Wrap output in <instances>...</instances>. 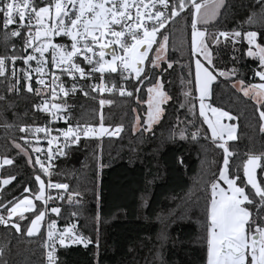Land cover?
Wrapping results in <instances>:
<instances>
[{"label": "trees", "instance_id": "1", "mask_svg": "<svg viewBox=\"0 0 264 264\" xmlns=\"http://www.w3.org/2000/svg\"><path fill=\"white\" fill-rule=\"evenodd\" d=\"M167 27L166 56L174 67L168 69L164 63L156 75L167 69L162 82L171 100L162 105L163 115L152 131H133L137 113L132 109H137L141 116L146 113L143 101L147 84L140 94V102L135 95L128 98L111 94L104 97L111 103L101 107L99 96L89 91L88 95L77 93L69 100L72 105L69 114L74 124H98L102 115L104 126L116 128L119 125L122 131L115 138L99 142L81 140L53 162L48 177L68 184V191L79 194L80 205L76 207L74 200L70 206L65 195L63 200L54 203L61 208L58 218L76 220L83 235L91 240L87 247H59L56 264H207L206 207L210 184L218 177L223 162V150L212 143L211 134L206 132L207 125L199 116L197 94L193 92L187 99L183 95L188 80L194 83L195 78L194 61L190 60V13L185 11ZM203 29L208 34L206 43L214 33L235 30L256 31V43L264 45V4L260 0H224L217 18ZM239 41L235 51L231 40L225 43L223 37L218 47L212 46L216 65L235 68L238 74L231 79L220 77L214 81L206 101L237 117L232 120L237 125V139L228 144L234 153L230 158L231 171L239 175L243 187V162L249 153H264V133L259 129L255 101L232 87L241 79L246 84L259 82V78H254L259 61L246 56L249 45L242 37ZM14 43L15 38L5 40L0 25V55L12 54L9 47ZM20 53L18 49L15 54ZM16 67L24 65L18 61ZM10 69L11 64L9 75ZM115 80L119 84V75H115ZM0 97H4L0 99V158L6 154L13 160L11 165H1L0 179L16 177L10 185L0 189V201H11L13 197L22 196L24 187L38 188L34 176L39 172V166L34 170L29 157L12 147V140L22 143L19 136L26 135L32 141L31 146H26L32 154L35 140L32 134L19 133V127H35L44 117L32 107L37 103L34 94L23 89L19 94H9L2 78ZM193 105L194 112H190ZM181 128L186 130L187 139H180L178 134L173 136V130L179 133ZM197 129L199 137L194 140L191 133ZM35 157L36 153L31 155L33 163ZM181 157L183 163H179ZM41 175L44 180L46 176ZM258 179L264 181V160H261ZM34 204L44 208L41 201L34 200ZM249 210L256 219L257 208L250 206ZM73 212L77 213L75 217H71ZM30 215L25 213L28 224ZM258 215L264 217V211ZM20 224L23 233L0 225V264H45L42 229L28 236V225L24 221Z\"/></svg>", "mask_w": 264, "mask_h": 264}, {"label": "snow or ice", "instance_id": "2", "mask_svg": "<svg viewBox=\"0 0 264 264\" xmlns=\"http://www.w3.org/2000/svg\"><path fill=\"white\" fill-rule=\"evenodd\" d=\"M260 2L264 4V0ZM41 3H44V0H41ZM223 3L224 0H201V2L197 0H48L44 6L37 8L33 0H0V19L3 22L5 40L24 37L23 51L20 55L15 54L14 45L12 54L0 55V78L6 83L7 93L19 94L23 89L26 93L34 94L40 100V103L32 105L34 110L45 112L50 117L55 116L57 120H64L69 125L64 129H56L57 136L51 135L53 130L47 124L19 127L21 134L43 133L48 138L49 161L57 154L63 155L65 149L78 145L81 135L85 138L118 136L122 131V126L119 125L115 129L105 127L102 115L99 127L80 124L73 127L68 117L60 115L67 110L66 102L52 103L51 100L58 98L60 94L68 97L78 89L83 92V88L76 82L77 74L81 79L92 80L94 74L99 73V83H94L91 91L100 93L119 91L121 96L128 98L135 95L137 102H140V94L144 92V85L147 84V99L143 101L147 105V113L141 116L137 109H132L133 113H137L133 131L150 132L153 130V124L159 122L163 115L164 110L161 105L171 100L162 82V76L167 73V69L156 75L157 70L161 69L164 63H167L168 69L174 67L166 56L169 38L167 26L185 11L190 13V60L195 63V78L194 83L191 79L188 80L183 95L187 99L193 92L198 94L199 116L207 125L206 132L211 134L212 143L223 150V162L219 167L218 177L210 184V200L206 207L207 264H264V217L258 215L260 211H264V181L258 182L254 175L258 166L257 161L264 160V153L258 156L248 154L247 160L243 163V181L246 183L245 186H240L241 178L231 171L230 158L234 153L230 151L228 144L229 141L237 139L235 135L237 125L221 122L223 118L235 120L237 117L220 107L205 103L211 94L210 86L214 81L220 77L231 79L238 74L235 68L224 69L216 65L212 46L218 47L220 37H223L225 43L231 40L235 51V45L242 37L249 45L245 55L259 61L257 69L254 70V78H259V83L246 84L241 79L238 81V87L237 83H233L232 87L255 101V110L259 113V129L264 133V45L256 43L258 35L256 31L242 33L235 30L214 33L210 42L206 43L208 34L201 30L200 25L202 22L207 24L209 20L215 19ZM46 18L51 21V26L46 23ZM13 25L17 26L8 31ZM33 27L36 29L35 32L32 31ZM25 28L28 29L26 33ZM53 37H67L70 45L55 44L52 42ZM28 49L31 51L29 52ZM49 51L50 62L45 55ZM20 60L23 61V68L16 67ZM78 60L88 66L87 71L77 62ZM32 61L36 63L35 68L31 67ZM9 64H11L10 75ZM57 72L68 76L72 81L71 87L64 83ZM106 73L119 75V84L113 80L109 87V82L105 80ZM49 76L51 80L46 79ZM33 79H35V87L32 84ZM132 81L135 83L132 84ZM84 95H88V92H84ZM106 103L111 101L103 98L99 100L101 107ZM181 107L184 105L182 104ZM194 109L193 105L189 111L194 112ZM208 111L212 113L211 116L208 115ZM189 123L195 127L194 123L191 121ZM177 134L180 139L188 138L184 128H181L179 133L173 130V136ZM60 136L64 138V142L58 144L56 152H53V141H59ZM191 136L194 140L198 139L199 129L192 132ZM19 141L22 143L13 139L12 147L29 157L28 162L33 165L34 170L39 166V172L34 176L38 188L24 187L21 197H13L11 201H0V225L23 233L24 229L20 221H24L28 225L27 235L32 236L38 230V224L48 214V200L54 199L51 196L45 198L46 189L60 190L55 199L63 200L66 195L70 206L74 200L77 201L76 207L80 206L77 200L79 194L68 191L69 185L65 183H52L49 180L45 184L41 174L50 177L49 168L45 167L41 155L35 157L34 163L31 159V155L42 150L34 147L32 154H29L26 146H31L32 141L26 135H20ZM36 142L39 143V138ZM179 163H183L182 157ZM2 164L11 165L13 160L5 154L2 157ZM236 172L238 173L239 169ZM15 179V176L0 179V189L10 185ZM219 181H223L227 188L221 187ZM248 185L251 186L250 189L247 188ZM33 200L43 201L45 207L37 208ZM250 206H255L258 210L256 219H253ZM50 211L58 216L61 214L60 207H51ZM25 213L31 214L30 224ZM76 215L77 213L73 212L71 217ZM56 224L55 219L50 220L48 240L44 244L46 249L49 248V244L51 245L48 251L49 264H56L53 254L56 251L57 241L60 246L70 242L84 244L87 247L91 243L89 238L77 230V225L71 223V218L62 230H57Z\"/></svg>", "mask_w": 264, "mask_h": 264}, {"label": "built area", "instance_id": "3", "mask_svg": "<svg viewBox=\"0 0 264 264\" xmlns=\"http://www.w3.org/2000/svg\"><path fill=\"white\" fill-rule=\"evenodd\" d=\"M33 2H34V4H35V6H36L37 8H39V7L44 6V4L48 2V0H44V3H41V0H33ZM33 15H34V14H33ZM46 23H48L49 26H51V21H50L48 18H46ZM0 25H1L2 28H3V22H2V19H0ZM33 25H35V19H33ZM16 26H17V25L10 26V28H9L8 31H11V30H12L13 28H15ZM35 30H36L35 27H33L32 31L35 32ZM27 31H28V29L25 28V29H24V32L26 33ZM15 40H16V43L12 44V45L9 47V50L11 51L12 48H13V45H14V46H15V49H16V50L19 49V50L21 51V53H22V51H23V46H24V37L21 36V37H19V38H15ZM52 42L55 43V44H69V45H70V40H69L67 37H53ZM28 51L30 52L31 49H28ZM21 53H20V54H21ZM20 54H19V55H20ZM45 55H46L47 59H48L49 62H50V60H51V54H50V51H49L48 53H46ZM107 58L110 59L111 57H107ZM20 61L23 63L22 60H20ZM77 62H78V63H81V66L84 67V68L86 69V71H87V68H88L87 65L83 64V63H82L81 61H79V60H78ZM23 65H24V64H23ZM31 67H33V68L36 67V63H35V61H32V62H31ZM49 67H50V63H49ZM57 74H58V75H61L59 72H57ZM33 75L35 76V74H33ZM115 75H116V74H111V75H109V74H107V73L105 74V80L109 82V83H108V86H109V87L111 86V81L115 80ZM46 79H47V80H51V77L49 76V77H47ZM61 79L64 81V83H65L68 87H71V85H72V81L69 80V78H68V76H67L66 74L61 75ZM99 80H100L99 73H95V74H94V78H93L92 80H89V79H81V78L79 77V75L77 74L76 82L78 83V85H79L80 87L83 88L84 91L82 92V91H80V90L78 89L74 94H70L68 97H64L63 94H60L58 98L51 100V102H52V103H61V104H64V103L66 102V104H67V110L64 111V112H62V113H60V115L68 117L69 120L71 121V118H70V114H69V112H70V110L72 109V105L69 103V100H70L73 96H75L77 93H84V92L89 91V92H92V93L97 94V95L99 96L100 99H101V98L104 99L105 96H107V95H111V94H117V95L121 96L120 93H119V91L112 92V93H109V92H103V93H100V92H93V91H91V86H92L94 83H99ZM115 81H116V80H115ZM32 82H33V83H32L33 86L35 87V79H33ZM116 82H117V81H116ZM117 84H118V83H117ZM49 96H51V93H50V92H49ZM37 103H40V100H39L38 98H37ZM40 112H41V111H40ZM41 114L43 115L44 118H43L42 123L38 124L37 126H45V125L47 124V126L53 130L52 133H51L52 136H57V135H58V133L55 131L56 129H64V128H67V127L69 126L67 123L64 122V120H57L55 116H51V117H50V116H48L47 113H45V112H41ZM48 121H51V123H47ZM100 123H101V122H99L98 124H88V123H86V124H80V125H82V126H88V125H91V126H94V127H99ZM71 125H72L73 127L76 126V124H74L72 121H71ZM35 127H36V126H35ZM105 127H106V126H105ZM110 129H115V128H110ZM32 137H33V139L35 140V147H38V148H40V149L42 150V152H40V153H36V156H37V155H41V156H42V158H43V163H44L45 167H48V168H49V171H50V170L53 168V162H54L55 158L58 157L59 155H58V154L55 155V156L52 158V160L49 161L48 158H47V153H48V150H49V145H48V143H47V139H48V138H46V137L44 136L43 133H34V134H32ZM115 137H117V136H108V135H104V136H91V137L85 138V137H83V136L81 135L79 141H81V140H95V141H98V142H99V141H101L102 139H105V138H115ZM37 138H39V143L36 142V141H37ZM63 142H64V138H63L62 136L59 137V141L54 140V141H53V145H52V151H53V152H56V150H57V149L55 148V143L63 144ZM65 150H66V149H65ZM65 150H64V151H65ZM49 180H51L52 183H65V182H63V181L52 180V179H50L48 176H46V178L44 179L45 184H47V183L49 182ZM65 184H66V183H65ZM59 191H60V190H56V189H46V192H45V198H47L48 196H51V197L54 198V199L48 200L47 207H48L49 211H48V214L46 215L45 219L41 222V229H42V231H43V235H44L43 249H44L45 264H49V261H48V251H49L50 248H51V245H50V244H49V248H48V249H46V248L44 247L45 241L48 240L47 233H48V230H49L48 225H49V223H50V220L55 219V220L57 221V224H56V228H57V230H62V229L65 228V227L68 225V223L70 222V220H67V221H61V220L58 218V215H56V214H54V213H51V211H50L51 207H57V205L54 204L56 201H61L60 199H55V197L58 196V192H59ZM41 202H42V204H43L44 207H45L44 202H43V201H41ZM51 214H52L53 216H50ZM71 223L76 224V225H77V230H78L79 232L83 233V232L81 231V229H80V227H79V224H78V222H77L76 220H71ZM66 245H67V246H80V247H85L84 244H72V243H70V242H69V243H66ZM59 247H61V246L59 245V243H58V241H57V244H56V251H55L54 254H53V255H54V259H55V257H56L57 250H58Z\"/></svg>", "mask_w": 264, "mask_h": 264}, {"label": "rangeland", "instance_id": "4", "mask_svg": "<svg viewBox=\"0 0 264 264\" xmlns=\"http://www.w3.org/2000/svg\"><path fill=\"white\" fill-rule=\"evenodd\" d=\"M197 2H201V0H197ZM217 16H218V14H217ZM217 16L215 17V19L217 18ZM215 19H212V20H209L208 21V23L207 24H210L211 22H213ZM207 24H205V23H201V25H200V28H201V30H204L203 29V26L204 25H207ZM167 52V51H166ZM152 54L154 55L155 54V52H154V49H153V52H152ZM194 66H195V63H194ZM194 73H195V67H194ZM235 83H237V87H238V81L237 82H235ZM256 83H259V82H256ZM146 99H147V95H146ZM146 105V104H145ZM161 107H162V105H161ZM146 113H147V105H146ZM146 113H145V115H146ZM230 122V121H229ZM154 125V124H153ZM35 147V144H34V146H32V149ZM30 199L32 198V197H29ZM33 203H34V200H33ZM15 218V217H14ZM13 218V219H14ZM31 222V221H30ZM30 222H29V224H30ZM42 222V221H41ZM41 222L38 224V230L34 233V234H36L38 231H39V229H40V227H41ZM26 231H27V229H26Z\"/></svg>", "mask_w": 264, "mask_h": 264}, {"label": "crops", "instance_id": "5", "mask_svg": "<svg viewBox=\"0 0 264 264\" xmlns=\"http://www.w3.org/2000/svg\"><path fill=\"white\" fill-rule=\"evenodd\" d=\"M194 67H195V66H194ZM197 98H198V94H197ZM205 103H206V104H209L207 101H205ZM198 111H199V99H198ZM208 115L211 116L212 113H211L210 111H208ZM229 121H230V122H229ZM221 122L224 123V124H234V123L232 122V120H228L227 118H223V119L221 120ZM235 135H236V132H235ZM1 165H3V164H2V158H0V167H1ZM219 183H220L221 187H223V188H227V185H226L223 181H219ZM39 230H41V227H40Z\"/></svg>", "mask_w": 264, "mask_h": 264}, {"label": "water", "instance_id": "6", "mask_svg": "<svg viewBox=\"0 0 264 264\" xmlns=\"http://www.w3.org/2000/svg\"><path fill=\"white\" fill-rule=\"evenodd\" d=\"M57 147H58V143H55V148L57 149ZM58 155H60V154H58ZM258 156V155H257ZM248 158V157H247ZM247 158L245 159V160H247ZM244 160V161H245ZM244 163V162H243ZM257 167H256V169H255V172H254V175H255V177H256V179H257V181L259 182V179H258V172H259V170H260V165H261V160H258L257 161ZM242 175H243V166H242ZM246 183V182H245ZM249 187H251L250 185H248Z\"/></svg>", "mask_w": 264, "mask_h": 264}]
</instances>
